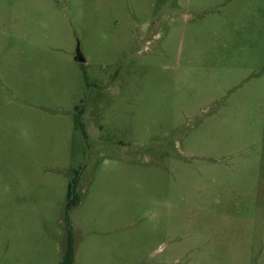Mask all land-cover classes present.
Listing matches in <instances>:
<instances>
[{
	"label": "rangeland",
	"instance_id": "obj_1",
	"mask_svg": "<svg viewBox=\"0 0 264 264\" xmlns=\"http://www.w3.org/2000/svg\"><path fill=\"white\" fill-rule=\"evenodd\" d=\"M68 236L73 264H264V0H0V264Z\"/></svg>",
	"mask_w": 264,
	"mask_h": 264
},
{
	"label": "trees",
	"instance_id": "obj_2",
	"mask_svg": "<svg viewBox=\"0 0 264 264\" xmlns=\"http://www.w3.org/2000/svg\"><path fill=\"white\" fill-rule=\"evenodd\" d=\"M71 191L72 189H71V186L69 185L67 189V199H68L67 209L68 210L71 209L76 204V202L71 199V196H72ZM73 255H74L73 243H72L70 236H68L67 246H66L64 257H63L61 264H73Z\"/></svg>",
	"mask_w": 264,
	"mask_h": 264
},
{
	"label": "water",
	"instance_id": "obj_3",
	"mask_svg": "<svg viewBox=\"0 0 264 264\" xmlns=\"http://www.w3.org/2000/svg\"><path fill=\"white\" fill-rule=\"evenodd\" d=\"M74 61L80 64L85 63V59L80 53V50L78 48L76 49V55H75Z\"/></svg>",
	"mask_w": 264,
	"mask_h": 264
}]
</instances>
